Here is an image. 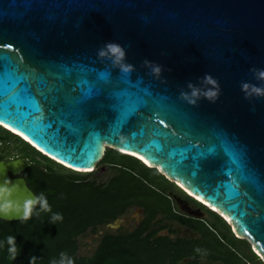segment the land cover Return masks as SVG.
I'll return each mask as SVG.
<instances>
[{"label": "water", "instance_id": "obj_1", "mask_svg": "<svg viewBox=\"0 0 264 264\" xmlns=\"http://www.w3.org/2000/svg\"><path fill=\"white\" fill-rule=\"evenodd\" d=\"M109 43L128 72L98 55ZM259 70L264 0H0V127L80 173L107 148L137 159L264 263V95L241 90L264 89ZM18 159L0 160V183L16 184L22 202L34 194L15 178L29 166Z\"/></svg>", "mask_w": 264, "mask_h": 264}, {"label": "trees", "instance_id": "obj_2", "mask_svg": "<svg viewBox=\"0 0 264 264\" xmlns=\"http://www.w3.org/2000/svg\"><path fill=\"white\" fill-rule=\"evenodd\" d=\"M11 141L17 154L6 157L23 158L29 166L20 176L35 195L43 193L49 212L33 209L27 221L0 219V264H59L65 253V264H264L244 239L236 238L225 221L204 209L190 197V202L204 209L210 220L195 219L173 209L168 191L177 192L156 169L148 168L137 159L107 148L97 165L112 170L105 182H97L88 173H75L39 153L18 136L0 127V145ZM180 192V191H178ZM142 209V218L131 231L105 232L89 256H78L77 238L96 227L106 226L122 216L128 208ZM61 219L53 222L51 215ZM188 227L197 238L171 239L162 235L172 232L165 222ZM15 236L18 254L8 259L4 239ZM200 248L197 253L194 249Z\"/></svg>", "mask_w": 264, "mask_h": 264}, {"label": "clouds", "instance_id": "obj_3", "mask_svg": "<svg viewBox=\"0 0 264 264\" xmlns=\"http://www.w3.org/2000/svg\"><path fill=\"white\" fill-rule=\"evenodd\" d=\"M100 57L109 56L112 59L113 64H119L121 71L128 72L129 66H126L121 63L122 58L124 56V52L122 48L114 43H109L105 45L104 49H101L98 52ZM153 73H158L159 68L153 67ZM257 79L264 80V70H259L255 73ZM205 82L209 87L204 90L203 95L205 98L209 100H214L217 95L216 84L215 81L208 76H205ZM191 87V86H190ZM241 90L244 91L246 98L248 96H262L264 95V89H261L257 86H250L248 83L241 84ZM200 92L199 90L192 88L190 94H182L183 98L189 103L194 104L195 100L199 97ZM18 158L9 157L5 162L8 163H15L18 161ZM4 169L0 171V175H3ZM18 186L13 184L6 176L2 183H0V217L12 218L18 217L20 221H27L33 215V209L36 205H39V210L42 212H49L50 207L47 202L46 197L43 193L35 195L33 198H25L23 201H19L14 199V194ZM61 219L59 213H53L51 215V220L53 222L58 221ZM4 243L8 245L7 253L9 260H15L18 254V246L15 242V236L8 235L4 239ZM195 252L200 253L202 250L200 248L194 249ZM36 257L32 256L29 258V264H35ZM53 264H56L54 261ZM59 264H65V253H60V260ZM66 264H73L71 258L67 259Z\"/></svg>", "mask_w": 264, "mask_h": 264}, {"label": "rangeland", "instance_id": "obj_4", "mask_svg": "<svg viewBox=\"0 0 264 264\" xmlns=\"http://www.w3.org/2000/svg\"><path fill=\"white\" fill-rule=\"evenodd\" d=\"M0 152L2 153L8 152L9 154H6V155L15 156L17 154L16 144L11 141H8L5 144L0 145ZM7 158L8 157H6V159ZM73 172L77 173L76 171H73ZM88 174L91 175V177L95 178L97 182H105L112 175V170L103 164H100V165L96 164L95 168L91 172H88ZM176 187L178 191L180 192L178 191L174 192L170 190L167 192L170 197V200L173 202L172 206L175 211L181 214H184L186 216H190L195 219H206V221L210 220V217L204 211V209H206L205 207L202 206L204 209H201L197 204L190 202L186 198L188 196L177 185ZM134 208L135 207L128 208L122 216L118 217L112 223L106 226L96 227V230L94 231L89 230L85 234L79 236L77 238V243H78L77 255L78 256H89L94 250V248L96 247L99 238L105 232L115 233V232L123 231V230H129V231L132 230V228L136 224H138L142 218V212L140 213V209L138 208L134 209ZM197 210L200 213L198 217L189 214V211L196 212ZM165 223L169 225L172 232L168 233L167 230H163L161 233H164L162 235H168V237H170L171 239H174L176 237L190 239V238H197L198 236L195 233H193L188 227L178 224L177 222L167 221ZM225 224L228 225L229 230L232 232L230 225L227 222H225ZM249 245L251 249V244ZM259 259L261 260V257ZM200 262L204 264L203 263L204 260L201 259Z\"/></svg>", "mask_w": 264, "mask_h": 264}, {"label": "flooded vegetation", "instance_id": "obj_5", "mask_svg": "<svg viewBox=\"0 0 264 264\" xmlns=\"http://www.w3.org/2000/svg\"><path fill=\"white\" fill-rule=\"evenodd\" d=\"M3 160H7V159H3ZM10 177H11V176H10ZM15 178H21V179H23V178L20 176V173H19L18 175H16ZM23 180H24V179H23ZM134 209H137V207H135ZM138 209H140V208H138ZM141 212H142V209H140V213H141ZM135 226H137V224H136ZM135 226H134V227H135ZM134 227H133V228H134ZM133 228H132V229H133ZM130 231H131V230H130Z\"/></svg>", "mask_w": 264, "mask_h": 264}, {"label": "snow or ice", "instance_id": "obj_6", "mask_svg": "<svg viewBox=\"0 0 264 264\" xmlns=\"http://www.w3.org/2000/svg\"><path fill=\"white\" fill-rule=\"evenodd\" d=\"M2 45H3V47H4L5 49L11 47V44H8V43H4V44H2Z\"/></svg>", "mask_w": 264, "mask_h": 264}, {"label": "bare ground", "instance_id": "obj_7", "mask_svg": "<svg viewBox=\"0 0 264 264\" xmlns=\"http://www.w3.org/2000/svg\"><path fill=\"white\" fill-rule=\"evenodd\" d=\"M5 129H7V130H10L9 128H7V127H5ZM12 132H14V131H12ZM15 133V132H14ZM17 134V133H16Z\"/></svg>", "mask_w": 264, "mask_h": 264}]
</instances>
